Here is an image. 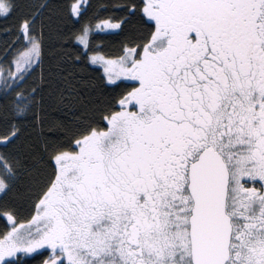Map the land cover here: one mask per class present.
I'll use <instances>...</instances> for the list:
<instances>
[{"label": "snow or ice", "instance_id": "snow-or-ice-1", "mask_svg": "<svg viewBox=\"0 0 264 264\" xmlns=\"http://www.w3.org/2000/svg\"><path fill=\"white\" fill-rule=\"evenodd\" d=\"M106 8L0 0V264H264V0Z\"/></svg>", "mask_w": 264, "mask_h": 264}, {"label": "trees", "instance_id": "trees-1", "mask_svg": "<svg viewBox=\"0 0 264 264\" xmlns=\"http://www.w3.org/2000/svg\"><path fill=\"white\" fill-rule=\"evenodd\" d=\"M111 3L112 0H84L81 4L82 9H86V11H84V16L80 21V24L87 23L89 25V38L92 40L94 45L102 44L105 51L114 49L121 38V35L117 34L118 30L96 27L100 20L108 17L110 9L106 8V5H110ZM9 28H12L11 20L0 19V57H3V49L5 46L10 45L14 39V29L12 32H9L7 31ZM54 61L55 56H53V62ZM98 67L99 66H93V71ZM85 95H87L86 92ZM50 111L52 112V119L62 118L63 116V112L58 109L55 104L52 105ZM3 225L4 220L0 219V228H2ZM41 254L46 255V253H43L42 250ZM40 259L41 255L31 254L29 256H24L22 264H39Z\"/></svg>", "mask_w": 264, "mask_h": 264}, {"label": "rangeland", "instance_id": "rangeland-1", "mask_svg": "<svg viewBox=\"0 0 264 264\" xmlns=\"http://www.w3.org/2000/svg\"><path fill=\"white\" fill-rule=\"evenodd\" d=\"M84 0H81V4H82V2H83ZM23 256H29V255H31V254H22Z\"/></svg>", "mask_w": 264, "mask_h": 264}]
</instances>
